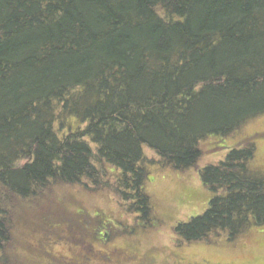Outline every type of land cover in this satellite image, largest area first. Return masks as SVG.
<instances>
[{"label": "trees", "instance_id": "obj_1", "mask_svg": "<svg viewBox=\"0 0 264 264\" xmlns=\"http://www.w3.org/2000/svg\"><path fill=\"white\" fill-rule=\"evenodd\" d=\"M262 113L264 0H0V264L14 207L53 184L110 188L138 227H155L149 166L192 167L205 138L226 154L198 169L209 197L175 238L264 232L252 136L223 140ZM58 212L29 218L38 259H134L101 248L115 228L102 212Z\"/></svg>", "mask_w": 264, "mask_h": 264}, {"label": "rangeland", "instance_id": "obj_2", "mask_svg": "<svg viewBox=\"0 0 264 264\" xmlns=\"http://www.w3.org/2000/svg\"><path fill=\"white\" fill-rule=\"evenodd\" d=\"M250 136V143L253 144L250 167L264 175V113L248 119L236 132L225 136L223 140L230 146ZM211 140L213 139L205 138L199 144L202 153L192 167L181 170L169 166H149L151 180L146 184V192L150 197L152 215L156 219L155 227H138L134 215L121 207V201L110 188L91 189L86 182L53 184L38 199L29 201L27 205L14 207L12 239L6 248L8 255L1 264H47L49 260L38 259L35 254L37 235L30 231L32 224L29 223V218H36L39 214L52 216L54 210L70 216L78 208H83L90 214L102 212L113 222V233L101 248L112 253V256L118 250L133 251V261L125 258L127 264H264L262 227L247 226L229 240L219 234L206 240L184 242L173 234L172 226L176 222L186 221L189 217L202 213L206 206L209 194L199 180L198 169L216 164L226 154V150L222 148H210L211 144L208 142ZM145 153L147 158H154L151 150L145 149ZM129 226L132 227L127 231ZM51 242L49 249L54 256L72 255L63 243ZM60 263L65 264L57 260L56 264ZM111 263L104 261L100 264Z\"/></svg>", "mask_w": 264, "mask_h": 264}, {"label": "flooded vegetation", "instance_id": "obj_3", "mask_svg": "<svg viewBox=\"0 0 264 264\" xmlns=\"http://www.w3.org/2000/svg\"><path fill=\"white\" fill-rule=\"evenodd\" d=\"M122 258H123V260L126 258V259H128V260H130V261H133L132 258H129V257H126V256H123ZM120 263L127 264V263L125 262V260H124L123 262H120ZM115 264H117V262H115Z\"/></svg>", "mask_w": 264, "mask_h": 264}]
</instances>
